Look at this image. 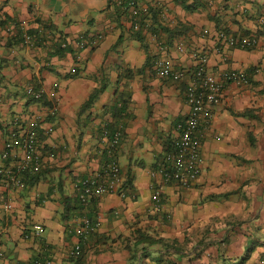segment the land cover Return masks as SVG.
<instances>
[{"label":"crops","instance_id":"1","mask_svg":"<svg viewBox=\"0 0 264 264\" xmlns=\"http://www.w3.org/2000/svg\"><path fill=\"white\" fill-rule=\"evenodd\" d=\"M125 1L0 0V153L18 123L41 117L43 162L23 187L0 183V264H136L131 248L140 233L170 245L153 246L143 264H264V0H135L149 14L142 39L117 11ZM153 9L160 15L153 18ZM22 27L34 44L17 37ZM221 31L258 43L231 46ZM83 34L100 38L81 47ZM193 49L208 55L210 72L244 69L249 83H226L211 123L197 134L199 179L183 187L152 171L174 149L190 113L185 91ZM165 55L186 72L181 80L155 74V58ZM37 84L45 89L41 100L27 92ZM96 87L104 89L83 109ZM123 100L113 157L131 194L94 197L85 211L98 226L85 238L76 232L83 212L74 185L112 158L103 128L114 123ZM157 188L161 210L153 200ZM77 244L81 256L72 254Z\"/></svg>","mask_w":264,"mask_h":264},{"label":"built area","instance_id":"2","mask_svg":"<svg viewBox=\"0 0 264 264\" xmlns=\"http://www.w3.org/2000/svg\"><path fill=\"white\" fill-rule=\"evenodd\" d=\"M215 1V0H211ZM134 15L139 13L135 0L128 2ZM138 27V22L135 23ZM207 32V30L205 31ZM22 37L25 43L34 44L35 40L31 33L22 27ZM219 37L231 46H238L243 49L252 48L258 43V39L252 36L237 37L225 31L219 32ZM100 35H81L79 45L85 47L94 45ZM179 50L184 45L178 46ZM191 57L195 63L192 76L187 84L185 96L190 113L187 119L180 124V136L173 150L167 152L163 163L159 164L152 175L161 178L164 182H174L183 187H192L199 179L202 170L203 156L201 142L197 136L202 124L209 125L213 119V106L222 101L224 88L227 82H234L238 85L249 83L248 72L244 69H226L219 73H212L207 69L208 55L202 49H193ZM155 74L159 77H169L174 80H181L186 72L177 70L174 67L170 56L156 57L153 63ZM27 92L35 99L41 100L45 96V89L30 85ZM59 99L56 98V101ZM49 113L55 114L58 111V104L55 102L49 107ZM10 137L5 141L0 153V183L5 187H23L25 184V173H38L42 169V152L38 143L41 117L32 119L28 125L17 124ZM103 136L108 139L109 158L103 167L95 174L77 179L75 189L77 196L83 206H88L94 197L106 194L117 193L123 197L131 194L128 187L124 185L122 170L119 163L114 159V150L120 142L122 132L115 131L110 135L109 130L104 129ZM160 190L154 189L153 200L157 210H161L162 199ZM5 207L10 209L11 203ZM98 223L89 216L83 214L80 218V225L76 228L78 235L89 237L97 228ZM36 233L44 232L41 224L34 226ZM5 229L0 226V239ZM82 248L80 244L75 246L73 255H80ZM3 253L0 252V255ZM37 264H52L49 259L39 260Z\"/></svg>","mask_w":264,"mask_h":264},{"label":"trees","instance_id":"3","mask_svg":"<svg viewBox=\"0 0 264 264\" xmlns=\"http://www.w3.org/2000/svg\"><path fill=\"white\" fill-rule=\"evenodd\" d=\"M117 11H118L119 15L123 14V15H127L130 17V19L132 20L131 29H132L133 33L137 36V38L142 39L143 30L148 27V23L146 22V19L148 18L149 14H144V13L142 14L139 11V13L137 15H134L132 10L130 9V7L128 5V1L123 2L120 5V7L117 8ZM151 12L153 13V18L158 16V14L160 15L158 10H156V9H153ZM136 22H138V27H135ZM177 26H180V24H177ZM167 31H169L170 33H178V34L180 33L179 30H175V29H173V30L167 29ZM17 37H19V39L23 41L22 33L20 31H18ZM56 49L58 52H61L65 49V47H63L61 43H58L56 45ZM37 86L40 87V84H37ZM103 89H104V87L94 88L93 91L91 92V94L89 95V98L84 103L83 109L89 107L92 103H94L95 100L97 99V97L99 96L100 92ZM115 107L117 108V110L114 112L115 113L114 123L106 124L103 128V132H104V129H107V130H109L110 135H112L117 130H120L122 132V126H119L120 125L119 123L121 121V115H122L124 107H125V101L123 100L118 106H115ZM161 163H163V159L158 163V165ZM40 172H38V173H40ZM31 174H37V173H25L24 179L26 177H29ZM124 185H125V187H129V185L125 181H124ZM77 202L79 204L78 206L80 208V211L83 212V214H85L86 213L85 209L88 208L89 206H86V207L83 206L81 204L78 196H77ZM91 203H92V201L89 203V205ZM86 215L89 216L93 221H95V219L92 216H90L87 213H86ZM92 234H94V233H92ZM146 240H148L147 245H146ZM158 244L163 245L164 247H170L169 241L166 239H162L160 237L156 238L154 236H150V237L147 236L146 237L140 233L137 236L136 247L131 248V251H132L131 260L133 262H135L136 264H143L142 263L143 258L147 255V253H150V249H152L153 246H156ZM140 251H142L141 254H139ZM81 255L82 254H80L78 256H81ZM153 264H161V263L156 260Z\"/></svg>","mask_w":264,"mask_h":264}]
</instances>
